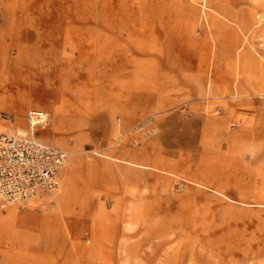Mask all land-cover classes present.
<instances>
[{
	"label": "rangeland",
	"instance_id": "rangeland-1",
	"mask_svg": "<svg viewBox=\"0 0 264 264\" xmlns=\"http://www.w3.org/2000/svg\"><path fill=\"white\" fill-rule=\"evenodd\" d=\"M32 109L69 159L0 264H264V0H0V134Z\"/></svg>",
	"mask_w": 264,
	"mask_h": 264
},
{
	"label": "built area",
	"instance_id": "built-area-1",
	"mask_svg": "<svg viewBox=\"0 0 264 264\" xmlns=\"http://www.w3.org/2000/svg\"><path fill=\"white\" fill-rule=\"evenodd\" d=\"M47 118L46 112L32 109L27 134H0V204H21L59 188L69 153L34 136ZM154 131L151 120H145L130 133L147 137Z\"/></svg>",
	"mask_w": 264,
	"mask_h": 264
},
{
	"label": "crops",
	"instance_id": "crops-1",
	"mask_svg": "<svg viewBox=\"0 0 264 264\" xmlns=\"http://www.w3.org/2000/svg\"><path fill=\"white\" fill-rule=\"evenodd\" d=\"M69 183L70 182L68 176V180H64L62 189H60V193L58 194V200L59 198H62L64 194H67L69 190ZM13 214L14 212L12 209H7L5 213L2 212L0 213V241H4L10 236L20 235V233L22 232H28L30 229H32L30 227H33V229H37V230L40 229L43 232L47 231V229L44 227L45 219L35 217V218L25 219L23 221H18V220H14L12 216ZM38 226H40V228H38Z\"/></svg>",
	"mask_w": 264,
	"mask_h": 264
},
{
	"label": "bare ground",
	"instance_id": "bare-ground-1",
	"mask_svg": "<svg viewBox=\"0 0 264 264\" xmlns=\"http://www.w3.org/2000/svg\"><path fill=\"white\" fill-rule=\"evenodd\" d=\"M18 133L21 135H25V134H27V131H25L24 129H19Z\"/></svg>",
	"mask_w": 264,
	"mask_h": 264
}]
</instances>
